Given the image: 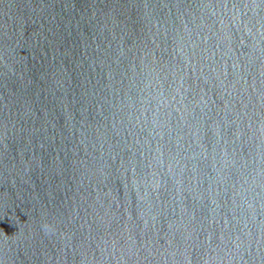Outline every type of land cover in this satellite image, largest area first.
Segmentation results:
<instances>
[{
  "label": "water",
  "instance_id": "1",
  "mask_svg": "<svg viewBox=\"0 0 264 264\" xmlns=\"http://www.w3.org/2000/svg\"><path fill=\"white\" fill-rule=\"evenodd\" d=\"M0 264H264V0H0Z\"/></svg>",
  "mask_w": 264,
  "mask_h": 264
}]
</instances>
